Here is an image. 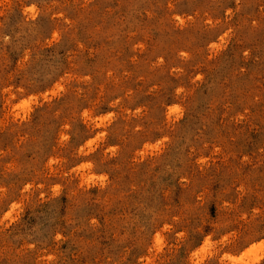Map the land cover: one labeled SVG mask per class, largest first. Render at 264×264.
Wrapping results in <instances>:
<instances>
[{
  "label": "rangeland",
  "instance_id": "rangeland-1",
  "mask_svg": "<svg viewBox=\"0 0 264 264\" xmlns=\"http://www.w3.org/2000/svg\"><path fill=\"white\" fill-rule=\"evenodd\" d=\"M0 264H264V0H0Z\"/></svg>",
  "mask_w": 264,
  "mask_h": 264
}]
</instances>
